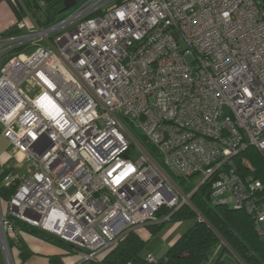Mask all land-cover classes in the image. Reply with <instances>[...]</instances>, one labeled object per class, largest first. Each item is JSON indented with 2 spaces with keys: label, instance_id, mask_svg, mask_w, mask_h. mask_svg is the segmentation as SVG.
I'll use <instances>...</instances> for the list:
<instances>
[{
  "label": "built area",
  "instance_id": "obj_1",
  "mask_svg": "<svg viewBox=\"0 0 264 264\" xmlns=\"http://www.w3.org/2000/svg\"><path fill=\"white\" fill-rule=\"evenodd\" d=\"M14 28L0 32V264H16L22 227L94 263L182 206L202 220L203 185L264 241V183L246 154L264 161V0H84Z\"/></svg>",
  "mask_w": 264,
  "mask_h": 264
},
{
  "label": "trees",
  "instance_id": "obj_2",
  "mask_svg": "<svg viewBox=\"0 0 264 264\" xmlns=\"http://www.w3.org/2000/svg\"><path fill=\"white\" fill-rule=\"evenodd\" d=\"M63 1L21 0L32 20L43 28L57 20L63 9ZM83 1L75 0V4L78 5ZM7 4L16 21L21 20V16L25 17L26 14L23 13L19 4L16 5L10 1ZM14 33L13 27L2 34ZM246 154L254 168V177L264 183V161L253 149L246 150ZM12 191L10 188L3 187L2 197L7 199ZM206 195L207 187L203 185L191 197V203L199 211L202 220L189 206H182L172 215L169 222L147 226L150 239L144 240L136 230L130 231L91 264H224L222 259L225 253L230 251L242 264H264V241L254 231L249 216L244 211H233L221 206L211 207L206 200ZM173 221H192V223L164 254L154 256L152 253L159 242L162 230L166 224H171ZM22 228L27 234L58 249L69 250L68 245L49 234L31 227ZM151 238L153 242H150ZM219 241L221 243L218 244ZM13 252L16 264H25L34 255L21 240L14 245ZM148 255L153 257V262L147 260ZM63 256H48V264H65Z\"/></svg>",
  "mask_w": 264,
  "mask_h": 264
},
{
  "label": "rangeland",
  "instance_id": "obj_3",
  "mask_svg": "<svg viewBox=\"0 0 264 264\" xmlns=\"http://www.w3.org/2000/svg\"><path fill=\"white\" fill-rule=\"evenodd\" d=\"M8 1H10V3L13 2V4H19L20 8L22 7V11L23 13H27L25 7L23 6L21 0H0V6H2L3 4L6 5L7 7V3ZM1 10V9H0ZM6 15H7V18H6V21H5V24H1V21H0V31L3 33V32H7L9 30H11L15 24L20 21H16V19L14 18L15 16H13V14L11 12H6ZM65 13H61L57 19H59L60 17L64 16ZM13 17V21H10L11 18ZM24 18V17H23ZM22 16H21V20L23 19ZM19 19V18H18ZM16 21V22H15ZM1 66V64H0ZM127 126V129L129 130V132L131 133V135L137 140V141H140V136H141V132L140 130H138L137 128H132L130 127L129 125L125 124ZM9 146H10V143L7 139L5 138H2L0 137V158L1 160L2 159H6L8 157V154H7V150L9 149ZM156 161L159 162V159L158 157H156ZM14 162H15V165L17 167V170L20 171V172H23V169L24 167L26 166L25 164V159H24V156L22 153L20 152H17L16 155H15V158H14ZM193 185H195V183L193 182L192 183ZM192 221H173L171 222V224H166L165 225V228L163 229V232L164 235L171 229H177L181 224H184L186 228L187 225H191ZM168 225V226H167ZM148 226V225H147ZM147 226H143V227H140L138 229H136V232L143 236V235H147L149 234V230H148V227ZM182 227V226H181ZM133 231V230H132ZM163 235V234H162ZM161 235V236H162ZM35 239V238H34ZM37 239V238H36ZM40 240V239H39ZM44 242V241H43ZM46 243V242H45ZM221 243V241L218 242V244ZM165 250L164 248V244H158L157 247L154 249L153 251V254L154 256H158L160 253H162L163 251ZM76 259V256H72V255H69L67 257L64 258V263L65 264H74L75 262H72ZM222 261L224 262V264H242L236 257L235 255L230 251V253H225V256L224 258L222 259ZM72 262V263H71Z\"/></svg>",
  "mask_w": 264,
  "mask_h": 264
},
{
  "label": "crops",
  "instance_id": "obj_4",
  "mask_svg": "<svg viewBox=\"0 0 264 264\" xmlns=\"http://www.w3.org/2000/svg\"><path fill=\"white\" fill-rule=\"evenodd\" d=\"M0 9H1L0 10V21H1V24L3 25V24H5V21L7 18L6 12L7 11L10 12V11H9L8 7H6V5H4V4L2 6H0ZM10 21H13V17L11 18ZM6 160H7V158L2 159L1 161L5 162ZM13 164H15V162ZM188 226L189 225H187V227ZM187 229L188 228H186L184 224H181L177 229H171L165 235H164V233H162L163 232V230H162L161 235L162 234L163 235L162 236L160 235L158 243L162 244V245L164 244L165 250L162 253H160L159 255L164 254L166 249L169 246H171L178 239V237H180V235L184 231H186ZM149 237H150L149 234L141 236V238H143L144 240L150 239ZM34 238L35 237H33L30 234H24L23 236L19 237V240L24 242L29 247V249H31V251L34 254L25 264H48V261H47L48 256H53V255H62L63 256V255H65L61 249H58V248L54 247L53 245H50V244L45 243L39 239H36V238L34 239ZM150 242H153L152 238H151ZM158 243H157V245H158ZM65 257H67V256H63V260ZM75 261H76V259L72 262H75Z\"/></svg>",
  "mask_w": 264,
  "mask_h": 264
},
{
  "label": "water",
  "instance_id": "obj_5",
  "mask_svg": "<svg viewBox=\"0 0 264 264\" xmlns=\"http://www.w3.org/2000/svg\"><path fill=\"white\" fill-rule=\"evenodd\" d=\"M75 5H76L75 0H64L63 1V9L61 10V13L68 11L69 9L74 7ZM207 200H208V197H207Z\"/></svg>",
  "mask_w": 264,
  "mask_h": 264
},
{
  "label": "bare ground",
  "instance_id": "obj_6",
  "mask_svg": "<svg viewBox=\"0 0 264 264\" xmlns=\"http://www.w3.org/2000/svg\"><path fill=\"white\" fill-rule=\"evenodd\" d=\"M8 108H9V107H1V108H0V114H2L3 112H4V113L7 112Z\"/></svg>",
  "mask_w": 264,
  "mask_h": 264
},
{
  "label": "clouds",
  "instance_id": "obj_7",
  "mask_svg": "<svg viewBox=\"0 0 264 264\" xmlns=\"http://www.w3.org/2000/svg\"><path fill=\"white\" fill-rule=\"evenodd\" d=\"M65 13V12H64Z\"/></svg>",
  "mask_w": 264,
  "mask_h": 264
}]
</instances>
